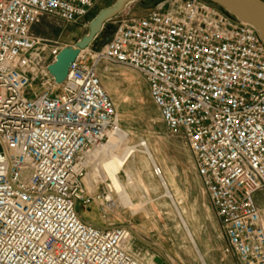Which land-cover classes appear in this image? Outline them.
I'll return each instance as SVG.
<instances>
[{"label": "built area", "instance_id": "obj_1", "mask_svg": "<svg viewBox=\"0 0 264 264\" xmlns=\"http://www.w3.org/2000/svg\"><path fill=\"white\" fill-rule=\"evenodd\" d=\"M100 1L0 0V264H146L128 250L131 228H98L77 210L94 204L108 221L121 206L110 179L93 181L97 193L84 185L88 157L121 130L102 66L145 80L167 132L190 151L224 252L264 264L260 33L206 1L167 0L115 22L112 39L82 51L57 84L49 67L68 46L35 35V25L79 23Z\"/></svg>", "mask_w": 264, "mask_h": 264}, {"label": "rangeland", "instance_id": "obj_2", "mask_svg": "<svg viewBox=\"0 0 264 264\" xmlns=\"http://www.w3.org/2000/svg\"><path fill=\"white\" fill-rule=\"evenodd\" d=\"M164 1L167 0H137L136 2L130 4L122 14L105 25L102 33L91 45L90 50L93 52H98L112 39L116 30L115 22H117L118 20L122 18L143 17L147 15L151 10L155 9L158 4ZM116 2L117 0L100 1L84 20L76 24H67L58 19L43 17L35 25L33 33L45 39L61 42L62 44L67 46H75L84 36L89 34V25L92 20L99 14V12L114 5ZM100 74H103L102 79L104 87L105 89H107V92L111 96L119 113L121 129L128 132V137L126 140V144L128 146H137L143 139L151 147L153 157H158L155 149H159L161 157H166L163 152H166L169 155L176 154L177 157H186L185 155H181L177 151V147H175V145L172 144L167 138V136H171L166 130L160 111L154 105L151 99L149 86L138 73L131 70L126 71L123 68L117 67H110V69L106 71L102 66L100 68ZM135 157H141L142 162L140 165V173L142 174V176L149 174L151 172V170L149 169V165L151 164L148 163L149 165H146L147 157L144 156L146 158L145 159L141 152H138ZM101 163L102 159L98 162L93 163L91 161V163L89 164L90 169L88 170L87 178H90L91 181H102L100 176L97 179L93 178L98 170L97 167H100ZM120 179L124 185H127V177L122 174L120 175ZM127 190L129 195L132 197V193L130 192L131 188L129 187ZM140 195L145 197V200L143 202V204L145 205L148 201V197L144 189H142ZM167 200L169 202L165 203V207L159 208L161 215L151 218L150 225L152 228H154L156 225L158 229H160V227L164 225L168 237H172V243L176 248V253L175 251H173L174 249L171 243L167 241V247L174 253L168 258L169 264H184L192 258L193 254L196 256L197 254L192 244L188 240L185 230L181 227L180 220L184 224L185 222L183 221L180 209L178 207L177 209H175L180 218L179 220L170 200ZM261 202L264 205V200H262ZM149 203H151V200H149ZM77 210L79 214L87 221H91L96 224L102 222V218L98 210H96L95 208H85L81 203H79L77 205ZM168 214L171 215L169 216L170 218L168 217ZM137 219H140V217H138ZM156 222L158 225L156 224ZM202 241L203 240L196 239L198 248L203 255L205 264H235L234 259L236 260V258L233 259L231 255H227L224 252L225 247L219 249L217 243H213L215 249L210 250L209 255L205 256L203 254L204 249ZM180 245L184 249H182ZM200 264H202L201 261Z\"/></svg>", "mask_w": 264, "mask_h": 264}, {"label": "crops", "instance_id": "obj_3", "mask_svg": "<svg viewBox=\"0 0 264 264\" xmlns=\"http://www.w3.org/2000/svg\"><path fill=\"white\" fill-rule=\"evenodd\" d=\"M124 70L128 71V69ZM101 76L103 78V74ZM167 138L177 147V151L186 157H177L176 154L169 155L166 152H163L166 157H161L160 153L158 154L155 149L158 157H153L154 164L162 171L161 179L154 175L153 165H150L151 172L142 176L140 173L141 157L131 158L125 170L121 173V175L123 174L127 178L131 176L136 182L133 185H129L128 179L126 180L127 185L125 186L127 189L129 187L131 188V198L138 213H133L131 209L121 205L116 214L113 215L109 221L102 220L101 223L96 224L81 217L85 222L98 228H106L108 226L131 228L133 237L128 244V250L135 258L143 263L151 264L156 257H161L165 261V264H169L168 258L174 254L173 251L176 253V248L172 243V237H168L164 225H162L160 229L155 227L152 228L150 225L151 218L161 215L159 208H164L165 203L169 202L165 199L166 197H164L165 189L162 187L161 183L163 181L167 186V190H169L172 195L173 202L171 200L170 202L174 211L176 212L173 203H175L181 211L185 224L182 223L177 212L176 214L180 220L181 227L185 230L187 238L197 254V256L193 254L192 258L189 259L187 263L185 261V263H183L200 264L201 261L202 264H205L196 239L203 240V254L205 256L209 255L210 250L215 249L213 243H217L219 249L225 247V251L227 239L220 227L216 213L209 202L202 182L197 175L189 149L181 138L172 136H167ZM87 177L84 179V185L90 190L94 186L92 183L95 180L88 182ZM93 188L96 193L99 191L98 186H94ZM146 188L148 189L149 195L147 196L148 202L144 205L143 202L145 197L141 196L140 193L142 189L145 190ZM149 200H151V203H149ZM262 200H264V195L258 194L257 202L264 217V205L261 202ZM91 207L97 210L96 205L93 204ZM169 216L171 215L168 214V217ZM138 217H140V219H137ZM167 241L173 246V251L169 250L167 247ZM180 247L182 246L180 245ZM182 249L184 248L182 247ZM227 255H231L233 259L236 258L232 254ZM234 261L235 264H237V260L234 259Z\"/></svg>", "mask_w": 264, "mask_h": 264}, {"label": "water", "instance_id": "obj_4", "mask_svg": "<svg viewBox=\"0 0 264 264\" xmlns=\"http://www.w3.org/2000/svg\"><path fill=\"white\" fill-rule=\"evenodd\" d=\"M137 0H117V2L99 12L89 25V34L84 36L75 46L64 48L57 57L55 64L49 67V72L57 84L62 85L70 71L71 65L80 53L95 42L105 25L117 18L124 10ZM223 9L236 19L254 26L264 40V0H203ZM155 264H165L161 257L154 259Z\"/></svg>", "mask_w": 264, "mask_h": 264}, {"label": "bare ground", "instance_id": "obj_5", "mask_svg": "<svg viewBox=\"0 0 264 264\" xmlns=\"http://www.w3.org/2000/svg\"><path fill=\"white\" fill-rule=\"evenodd\" d=\"M127 137H128V132L126 130L121 129L120 131H118L117 133L113 134L110 137V140L106 145L95 150L90 155V157H88L87 162L90 164L91 161L93 163V162H98L99 160L102 159L101 166L97 167L98 168V170H97L98 174L96 172V174L93 176V178L97 179L100 176L102 180H105V178L110 179L114 184V187L116 189V194L119 197L121 205L123 207L131 209L133 211V213H138L136 206L134 205L132 198L127 191V187L123 184V182L120 179V175H121L122 171L125 170V167L128 164V162L130 161V159L135 157L138 152H141L143 154V157L144 156L147 157V159L144 157L147 160V162L144 161V162H146L147 166L149 165L148 163H150L151 165H153V168H154L155 164H154L153 154L151 152V147H149L148 143H147L148 149H146V150L140 149L138 147V145L137 146H128L126 144L127 143V141H126ZM156 150H157V153L159 154L160 153L159 149H156ZM149 167H150V165H149ZM153 172H154V169H153ZM154 175H155V173H154ZM128 179H129V185H133L135 180L131 176H129ZM87 181L90 182L91 181L90 178H87ZM139 182H140V180H139ZM141 182H142V180H141ZM161 183H162V187L165 189L164 197H166L167 199L172 201V195L169 192V190H167L166 184L163 181ZM145 192L148 196L149 195L148 189H145ZM173 205H174V208L177 209L176 204L173 203ZM156 224H157V222H156ZM155 227H156V225H155ZM185 229L187 231L186 227H185ZM151 264H152V262H151Z\"/></svg>", "mask_w": 264, "mask_h": 264}]
</instances>
